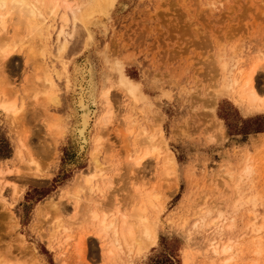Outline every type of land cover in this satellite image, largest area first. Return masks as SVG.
<instances>
[{
	"label": "rangeland",
	"instance_id": "374dc122",
	"mask_svg": "<svg viewBox=\"0 0 264 264\" xmlns=\"http://www.w3.org/2000/svg\"><path fill=\"white\" fill-rule=\"evenodd\" d=\"M82 3L59 2L49 20L51 41L36 60L28 51L41 44L23 29L17 34L12 15L2 33L17 46L5 70L7 97L21 111L13 121L0 110V264H264V135H257L264 133V111L247 112V100L239 101L232 84L242 77L239 69L245 74L256 64V93L264 98V0H113L95 8L88 23L74 24L66 6L75 10ZM61 26L68 32L60 53ZM82 64L91 65L96 109L87 151L78 154L72 75ZM62 66L60 78L52 72L59 106L40 107L34 90L43 69ZM116 67L139 91V102L114 89ZM105 91L114 109L106 126ZM47 113L64 120L56 143ZM150 135L159 154L135 167L131 160L143 157ZM165 151L174 159L168 171ZM244 168L250 174L240 179ZM93 170L92 191L76 192V182ZM146 192L156 206L142 223L154 233L151 244L141 229L133 240L115 236L122 217L132 222L141 206L135 195ZM93 212L98 220L88 219ZM229 240L223 255L221 245Z\"/></svg>",
	"mask_w": 264,
	"mask_h": 264
},
{
	"label": "bare ground",
	"instance_id": "6f19581e",
	"mask_svg": "<svg viewBox=\"0 0 264 264\" xmlns=\"http://www.w3.org/2000/svg\"><path fill=\"white\" fill-rule=\"evenodd\" d=\"M60 1L61 0H0V110L5 112L7 115L11 116L12 120L15 119L17 117V115H20L19 113L21 110H20V108H17L15 106L16 104H15L14 99L11 100L10 98L7 97L8 93L10 91V87H9L10 81H9L8 76H7V72L5 70V68H6L5 59L11 53L16 51V48H17V46L14 42L7 41L2 35V33L3 32L5 33L6 29H8L7 28L8 18L10 17V15H12L14 17L15 23H16L15 25H17V31H18V32H16L17 34L19 33L20 29H23L26 33L25 34L26 37L31 42H34L36 40L37 43L41 44L38 46L37 49L35 48V46H31L29 51H28V56L30 58H32L33 60H36V57L38 56V54H40L42 57L45 54V51H46L45 48H46V46H48L47 43L51 39L50 38L52 35L51 30L53 27L52 24L49 22V20H54L57 12L59 11V2ZM112 2H113V0H83L82 5L78 6L75 10H71L67 6H66V9L70 12L71 19H72L74 24L77 22L85 24V23H88V21L93 17L94 12H95V8H98L101 11L104 8L111 6ZM62 10H64V9L62 8ZM68 14L69 13H67V12L62 13L61 20L65 23L69 19ZM59 17H60V15H59ZM10 33H12V32H10ZM66 33L64 31V26H61V29L58 33V38L60 36H64L65 39H64V43L61 44V48L59 49L60 53L64 52L66 49V37H65ZM14 34L15 33H13V35ZM14 37H15V35H14ZM59 57H61V55ZM254 65L255 66H253V67L251 66L249 71L248 72L246 71L247 73H245V74H243V72L239 69L238 71H240V74H242V77L240 79L236 78L234 80V78L233 79L231 78L232 84L237 85L238 89L240 91V95H238V97L240 98L239 101L242 102L244 100V98H245V100H247L246 101L247 109H248L247 112H249V111H256V112L257 111H264V98H259L257 93H256L255 87L257 84V78L258 77L255 78V76H256V69H257L258 65H256V64H254ZM89 66H91V65H89ZM89 66L87 64H82L81 66L76 67L74 69V73L72 75V105H73V112L72 113L74 114V125H72L73 128H72L71 135H72V138H73V141H74V144H75V147H76L78 154H81L85 150V148L88 147L87 144L89 141V130H90L91 123H92L91 121L93 120V118L95 116V109H96L95 85H94V81H93V77H92L93 76L92 71H91ZM225 69H227V68H225ZM52 70L53 71H48L47 69H43L42 75L39 77L42 81L41 87L36 88L34 90V92L36 93L34 95V97L38 100L39 105L42 108H44V107L49 108V107H51V105L56 107V106H59V104H60L59 97L57 95V92L59 90H57L56 84L53 81L52 72L54 74H56L57 78H60L61 75H64L65 66L64 67L62 66V69H59L60 71H58V70L56 71L54 69H52ZM112 71H114V70H112ZM226 71H229V70H226ZM221 72H222V70H221ZM116 73H117L116 74V83L117 84L115 83L116 87L114 86V89L118 88V90L125 92L130 98H132L133 104L139 102V98L141 96H140L139 91L133 86L134 84L132 82H130L127 78H125L122 75V72L120 71V69L117 67H116ZM38 74H36V75H38ZM111 78H112V76H111ZM241 79H242V82L240 84ZM222 82H223V80H222ZM11 86H12V84H11ZM230 86L231 85H229V87ZM260 88L263 89L264 87H260ZM111 89H113V88H111ZM103 96L105 99V111H104L103 116L101 117V120H102L101 122L103 125L106 126L107 124L110 123V121L113 118L114 109H113V106L111 103L112 100L109 98V91H105L103 93ZM69 108H71V107H69ZM69 113H71V112H69ZM68 114H67V116H68ZM45 116H47L46 117L47 118L46 119L47 124H48L47 127L51 131L52 141H53V143H56L59 136L62 135L64 130H65L64 129V120L60 114L53 113V114L48 115V113H47ZM127 120H128L127 125L130 126L129 131H131L134 127V124H135L133 121V117L130 116V117H128ZM10 122L13 123L12 121H10ZM71 127H69V129ZM154 130H156V129H154ZM153 133L155 135V132H153ZM144 134H146V133L143 132L141 135H144ZM154 135H150L146 138V140L150 143L149 144L150 147L144 152L143 157H141V158L138 157V158L131 160L132 164L135 165V167L138 166L139 164H141L142 163L141 161H143L147 156L152 157L159 152L158 148L156 147V144H154V142L156 141ZM158 139L160 141H162V132L160 129H158ZM101 141H102L101 137H98L97 138V142H98L97 147L101 146ZM163 146H164V144H163ZM85 151H87V150H85ZM18 153H20V152H18ZM165 153H166L165 154V157H166L165 165L167 167L165 171H168V168H169V166L171 168V165L173 164L174 159L170 153H168L167 151H165ZM96 156L97 155L95 154V152H93L92 153V164H93L95 170H97L99 167L98 159ZM36 170H37V168H36ZM173 170H174V168H173ZM248 173H249L248 170L245 169L239 178L241 179V178H244L246 176L248 177V175L250 174V173L249 174ZM165 174H167V173H165ZM96 175H97L96 171H94V170H93V172H91L87 175H84V174H83V176L81 175L84 180H83V183L80 181L76 182V185L74 186L76 192L78 189L84 190L87 192H91L93 189L92 181L96 177ZM71 195H72V197H75V193H73ZM151 195L148 192L144 193L143 196L140 193H137V195H135V198L137 197V201H138V203L141 204V206L136 208L135 211L131 214L130 217L133 219L132 222L129 223L128 220L125 219L126 215L122 217L120 229L119 228H115V229L113 228L115 236H118L121 234L122 237H124L125 235H127L129 238H131L133 240L134 233H138V231L141 229L142 235L145 237L148 244H151L150 242L154 239V237H153L154 233H153V231H150V228H148L147 226L142 224L143 221L147 220V216H146L147 215L146 214L147 209L148 208L150 210L156 209V206L153 202V197ZM78 196H79V194H78ZM48 201H49V199H48ZM53 202H56V201H53ZM86 204H88V203H86ZM237 204H238V201L235 202L236 207H237ZM84 209H86V208H84ZM84 209H83V215H84V211H85ZM88 219H91L93 221L98 220L99 214L93 212L92 214L88 215ZM99 223H100V227L102 229V232H105L108 228V227H106V224H105V217H103ZM138 234H140V233H138ZM231 247L232 246H231V243L229 240L226 243H224L223 245H221L220 253L225 255L226 253L229 252ZM214 252L219 253L217 247L214 248Z\"/></svg>",
	"mask_w": 264,
	"mask_h": 264
},
{
	"label": "crops",
	"instance_id": "0c3cea01",
	"mask_svg": "<svg viewBox=\"0 0 264 264\" xmlns=\"http://www.w3.org/2000/svg\"><path fill=\"white\" fill-rule=\"evenodd\" d=\"M257 135H259V136H260V135H264V133H259V134H257Z\"/></svg>",
	"mask_w": 264,
	"mask_h": 264
}]
</instances>
